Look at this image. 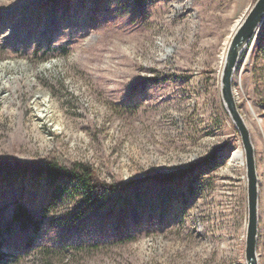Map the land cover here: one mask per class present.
<instances>
[{"label":"rangeland","instance_id":"obj_1","mask_svg":"<svg viewBox=\"0 0 264 264\" xmlns=\"http://www.w3.org/2000/svg\"><path fill=\"white\" fill-rule=\"evenodd\" d=\"M255 1L0 0L9 264H247L246 166L231 160L243 146L221 80ZM232 83L255 150L264 264V21ZM51 163L88 165L101 184L52 180Z\"/></svg>","mask_w":264,"mask_h":264},{"label":"water","instance_id":"obj_2","mask_svg":"<svg viewBox=\"0 0 264 264\" xmlns=\"http://www.w3.org/2000/svg\"><path fill=\"white\" fill-rule=\"evenodd\" d=\"M263 21L264 0H256L247 8L246 12L241 17L238 27L231 36L221 80L222 98L239 132L241 144L245 152L248 191V225L246 234L247 264H259L257 256L259 185L254 146L250 131L236 104L232 80L242 52Z\"/></svg>","mask_w":264,"mask_h":264},{"label":"trees","instance_id":"obj_3","mask_svg":"<svg viewBox=\"0 0 264 264\" xmlns=\"http://www.w3.org/2000/svg\"><path fill=\"white\" fill-rule=\"evenodd\" d=\"M49 176L52 180H67L68 182L75 183L78 185H87L92 188L98 187L101 184L96 178L95 172L88 165L77 163L72 167H62L59 168L54 164H49ZM18 220L22 226V229L29 233L30 236L35 233L34 217L29 214V212L24 209V207L19 206L17 209ZM7 230H3L0 226V264H9L10 255L14 254L10 249H6V234ZM33 240L25 239V246H29Z\"/></svg>","mask_w":264,"mask_h":264},{"label":"bare ground","instance_id":"obj_4","mask_svg":"<svg viewBox=\"0 0 264 264\" xmlns=\"http://www.w3.org/2000/svg\"><path fill=\"white\" fill-rule=\"evenodd\" d=\"M240 21H239V23H240ZM239 23H236L234 25V27H235L234 28V31L238 27ZM233 32H232V34H233ZM229 40H231V38ZM229 44H230V41H228V44H227L228 47H229ZM228 47H227V50H228ZM226 57H227V52H225L224 56L222 57V73H223V70H224V66H225V62H226ZM11 67L12 66L9 65L6 62L0 63V73H2V75H3V71L4 70H7V69H9ZM222 76H223V74H222ZM2 83H3L2 80H0V91L2 90V88H5L6 87V85L3 86ZM231 160H232V162H235V163L245 164V152H244V149H238V150H236L233 153Z\"/></svg>","mask_w":264,"mask_h":264}]
</instances>
